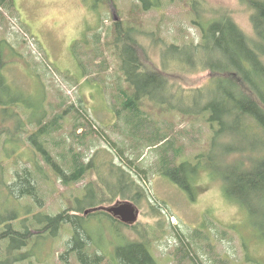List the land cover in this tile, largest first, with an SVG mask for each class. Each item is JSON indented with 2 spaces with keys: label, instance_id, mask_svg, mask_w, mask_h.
<instances>
[{
  "label": "rangeland",
  "instance_id": "374dc122",
  "mask_svg": "<svg viewBox=\"0 0 264 264\" xmlns=\"http://www.w3.org/2000/svg\"><path fill=\"white\" fill-rule=\"evenodd\" d=\"M202 1L206 10L211 11L205 12L204 16L230 15L249 37L254 36L251 12L243 0ZM163 2L165 6L161 9L139 12L140 2L137 0H14L16 11H2L0 14V42L6 43L4 74L11 88L3 100L8 99L11 113H19L27 132L35 131L36 124L43 119L45 123L49 122L54 113L66 109L62 130L55 135L56 139L64 141L65 149L53 150L63 153L66 149L81 151L89 160L95 157L100 166L110 162L128 166L130 159L137 161L136 165L141 169H151L149 183L145 186L146 197L139 203L133 202L140 211L139 221L134 226L104 216L92 218L93 212L86 216L92 218L88 225L89 236L94 241L91 250H98L114 262L117 247L130 242H147L158 264H194L188 260L183 262L177 255L182 238L194 247L198 264H220V261L264 264V191L251 197L248 203L238 205L226 197L223 182L224 177L232 172L229 166L239 165L246 169L252 166L253 159L263 156L264 130L253 125V132L248 134L244 121L227 116L226 110L230 106L219 94L220 87L213 82L210 70L189 68L183 71L184 63L180 60L163 59L173 53L165 49L169 44L194 42L199 45L201 41V31L193 24V17L183 3L180 0ZM115 23H122L129 34L130 23L134 25L136 30L132 37L141 47L144 64L173 84L170 94L163 89L157 90L158 102L146 101L142 111L145 117L157 123L161 132L170 133L177 139L176 147L182 149L179 165L186 162L195 169L199 163L190 191L158 173L162 164L160 151L146 150V142L139 143L127 135L130 127L127 118L122 117L128 113L122 107L120 95L121 91L130 89L115 50ZM101 37V46L95 47ZM120 44L123 45L124 40ZM97 55L107 61L108 66H104L103 71L95 63ZM200 91L205 94L201 95ZM114 101H118L117 106ZM64 103L71 106V110ZM208 103L220 104L222 108L217 112L213 107L204 110ZM76 109H81L82 115L103 134L89 137L86 148L71 135L77 121L85 123L87 120L78 118ZM2 110L0 104V127L6 131L0 140L1 223L17 217L15 221H20L40 213L60 214L78 204L75 198L84 200L87 194L84 188L98 179L102 187L120 189V178L112 176L103 167L97 176L88 174L83 182L68 188L63 187L55 174L46 168L48 173L43 177L47 182L40 184L46 193L42 206L32 199L19 201L20 193L6 189L2 183L5 182V186L13 183L18 170L32 165L29 161L36 158V147L25 142L28 133L20 135L21 138L17 136L13 119ZM220 118L224 125H221ZM210 122H213L214 129ZM221 127L224 132L218 134ZM234 130L239 136H249L247 141L250 143L231 137ZM11 135L18 139L12 140ZM109 138L125 149V156L112 149ZM215 141L216 146H213ZM248 146H252L256 153L239 150ZM141 175L139 171H132L130 177ZM188 177V174L179 175L183 183L191 181ZM120 201L129 200L117 198L104 207ZM32 207L33 210H29ZM88 210L91 208L86 207L85 212ZM35 227L32 229H40L37 225ZM69 232L61 230L53 238L43 235L34 240V244L30 242L28 247L14 254L34 257L20 264H80L74 253L66 254L64 245L72 234ZM197 232H202L206 241L197 240ZM5 251V245H0L2 264H8L1 254Z\"/></svg>",
  "mask_w": 264,
  "mask_h": 264
},
{
  "label": "trees",
  "instance_id": "16d2710c",
  "mask_svg": "<svg viewBox=\"0 0 264 264\" xmlns=\"http://www.w3.org/2000/svg\"><path fill=\"white\" fill-rule=\"evenodd\" d=\"M137 1L140 2V5H138L139 12H148L153 9H161L165 6L163 0ZM171 1L175 3L177 0ZM180 1L193 17V24L199 27L201 41L199 45H195L194 42L183 45L175 43L166 45L165 49L173 53L169 55L170 57L166 58L164 56L163 59L165 61L180 60L185 65H182L184 70L183 68L181 70L183 71H187L185 69L189 68L191 70H210L214 76L213 82L216 81L220 87L221 93L219 94H222V97L228 101L230 106L226 110L227 116L235 120L244 121L246 133L248 134L253 132V125L264 130V0H243V3L248 6L251 12V21L254 27L253 37H249L230 15L219 13L220 15L217 17L210 16L209 18L204 16L205 12L210 13L211 11L206 10L202 0ZM2 11L15 12L14 0H0V14ZM122 25V23H115V32L117 33L115 43V48L117 49L115 50L120 61V70L125 76L130 89V91H121L120 95L122 107L128 113V116L122 117L127 118L130 127L129 134L127 135H131L139 143L140 141L146 142L147 146H144L146 150L155 149L160 151V162L162 164L161 168L158 169V173L167 176L171 181L180 185L182 189L190 191L191 185L196 179V169L199 163L195 164V169H191L194 165L190 163L185 162L179 165L178 158L181 156L182 149L176 147L177 139L170 133L161 132L157 123L145 117L142 111L146 101L158 102L157 90L163 89L166 94H170L173 84L168 81L167 77L151 70L144 64L140 54L141 47L132 37V32L136 30L133 27L134 25L130 23V34L128 30L126 32L123 29ZM123 31L126 32L125 35L122 34ZM122 40H124L123 45L120 44ZM101 43L102 37L97 39L95 47L101 46ZM4 44L6 46L5 41L0 42V104L3 107L2 111L6 116L13 119L12 121L15 123L18 137L21 138L20 135L28 133L27 141L25 142H29L30 145L33 144L36 147L35 153L37 155L34 161H29L32 164L30 167L24 166L22 170H18L13 183L5 186V182H3L2 185L12 192L18 191L21 195H18L17 199L19 201L26 199L31 201L32 199L38 206H42L45 202L46 193H43L40 184L41 182H47L46 177H43V175H47L48 173L46 168L49 169V172L55 174L54 177L65 188L80 184L88 174L97 176L98 170L102 167L106 168L112 176L119 177L121 180L120 189L116 191L110 187H102L99 179L97 182L90 183L84 188L87 191L84 200H79L78 197L75 198L78 202L77 205L75 204V207H69L55 216L40 213V215L30 216L31 219L34 218V221L30 218L15 221L18 219L17 217L4 223L0 222V245H5L6 250L1 254L4 255L7 263L20 264L34 258L33 256L28 257V255L17 257L14 253L28 247L30 242L33 244V237L30 238L27 234L23 233L25 229L35 227V225L39 226L38 228L47 225L50 228L48 238L55 237L60 229L64 231L69 229L71 231L72 240L66 254L74 253L80 264H158L147 242H130L117 247L116 260L114 262L108 260V257L102 255L98 250H91L94 246V241L89 236L88 225L91 223L93 216H104L113 221H118V219L103 211L93 212L92 218L85 215L86 207H90L91 209L104 207V205L113 203L117 198L139 203L140 199L146 197L147 191L145 186L149 183V172L151 169H141L136 165L137 161L130 159H128V166L123 164L117 165L114 162L100 166L96 163L95 157L89 160L81 151L75 152L72 149H66L63 153V151L58 152L53 150V148H57V150L65 149L63 147L64 141L56 139L55 135L62 130L61 122L64 118V113L67 111L66 109L62 110V113H54L49 122L45 123V119H43L42 122L36 124L35 131H24L25 121L19 118V113H11L8 99L3 100V97L11 90L10 84L4 74L6 67L4 59L6 47ZM102 57V55H97L95 63L103 71L108 65L107 61ZM99 62H102V64ZM226 86H228V90H226ZM200 94L204 95L205 92L200 91ZM114 102L115 106H117L118 101ZM63 105L65 106L66 103ZM66 106L71 110V106ZM219 106L221 105L215 106L213 103H208L207 105L205 104L204 110H209L213 107L217 112L222 108ZM72 107L74 108V106ZM165 110L171 111V108H166ZM115 112L117 111L115 110ZM76 113L78 114V118L83 117L87 120L85 123L77 121L71 135L81 147L86 148L88 147L89 137L95 135L103 136V134L93 125L88 117L82 115L81 109H76ZM119 116H121L120 112ZM223 122L224 120L220 118L221 125H224ZM210 123L211 128L214 129L213 122ZM7 124L8 122L2 123V125ZM221 128L222 130L218 134L224 132L223 127ZM7 132L9 133L10 130ZM5 133L6 131L0 127V140ZM233 133L231 137L241 141L242 139L247 141L249 137L247 135L239 136L236 130ZM9 138L14 141L18 139L13 135ZM216 143L217 141L214 142L213 146H216ZM109 145L115 152L125 156V149L120 147L115 141L110 140V138ZM261 147V152L264 153V141ZM239 150H252L254 152L255 149L252 146H248ZM141 155H143V152ZM144 157L145 155L140 160H143ZM198 160H201L200 157ZM188 165L190 168L187 167ZM229 169L232 172L224 177L223 182L226 197L230 201L243 205L248 203L251 197L257 196L260 191H264V154L261 158L253 159L251 167L243 169L242 166L236 165L229 166ZM132 171H139L142 175L140 177H130ZM182 174H188V178L191 181L183 183L179 179V175ZM1 177L4 176L2 175ZM29 210L32 211L33 207ZM195 237L197 240L205 239L206 241V237L202 232H197ZM177 255L183 262L188 260L194 264H198L196 251L186 239L182 240L181 238ZM2 263L0 261V264ZM220 264L229 263L227 261H220Z\"/></svg>",
  "mask_w": 264,
  "mask_h": 264
},
{
  "label": "water",
  "instance_id": "95a60500",
  "mask_svg": "<svg viewBox=\"0 0 264 264\" xmlns=\"http://www.w3.org/2000/svg\"><path fill=\"white\" fill-rule=\"evenodd\" d=\"M96 211L106 212L128 226H134L139 221L140 216L139 209L131 201H120L110 207H99L96 209H91L86 211L85 215Z\"/></svg>",
  "mask_w": 264,
  "mask_h": 264
},
{
  "label": "flooded vegetation",
  "instance_id": "af4514ba",
  "mask_svg": "<svg viewBox=\"0 0 264 264\" xmlns=\"http://www.w3.org/2000/svg\"><path fill=\"white\" fill-rule=\"evenodd\" d=\"M119 221V220H118ZM120 222V221H119ZM120 223H122V222H120ZM123 224V223H122ZM123 225H125V224H123ZM126 226H128V225H126ZM3 228H5V227H3ZM32 228H36V227H28L27 229H25V231H23V233H25V234H27L30 238H32V241H33V244H34V240H36V239H38V238H41L43 235L45 236V237H47L48 238V235H50V232H49V230H50V228L47 226V225H45V226H42L40 229H34V230H41V231H38V232H36V231H34ZM59 231H61V229L59 230ZM70 230L68 229V230H66L65 232H68V234H70V232H69ZM31 232H35L33 235H31ZM31 235V236H30ZM50 238V237H49ZM71 240H72V238H70L69 240H67L66 241V243H65V249H66V251L68 252V250H69V245H70V243H71ZM32 247L34 248V245H32ZM32 247H30V250H33V248Z\"/></svg>",
  "mask_w": 264,
  "mask_h": 264
}]
</instances>
